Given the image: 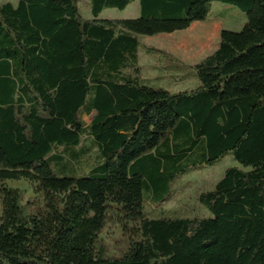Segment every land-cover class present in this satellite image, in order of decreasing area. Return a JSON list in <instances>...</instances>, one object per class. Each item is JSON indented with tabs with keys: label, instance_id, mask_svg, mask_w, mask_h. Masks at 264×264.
<instances>
[{
	"label": "trees",
	"instance_id": "1",
	"mask_svg": "<svg viewBox=\"0 0 264 264\" xmlns=\"http://www.w3.org/2000/svg\"><path fill=\"white\" fill-rule=\"evenodd\" d=\"M134 1L90 0L91 18L80 0L0 4V264H264V0H139L137 17H100ZM215 2L247 21L192 65L199 84L144 83L142 37L187 30ZM229 155L243 168L199 194L210 216L146 214ZM11 179L44 205L25 213ZM111 206L138 222L117 257L97 245Z\"/></svg>",
	"mask_w": 264,
	"mask_h": 264
},
{
	"label": "rangeland",
	"instance_id": "2",
	"mask_svg": "<svg viewBox=\"0 0 264 264\" xmlns=\"http://www.w3.org/2000/svg\"><path fill=\"white\" fill-rule=\"evenodd\" d=\"M6 2L17 4L18 0H0V4ZM79 7L85 18L92 17L90 0H80ZM139 14L140 4L139 0H136L124 10L107 8L100 17L117 20L137 17ZM217 16L225 29L235 31L241 30L247 21L245 14L238 7L222 2L214 3L207 21H213ZM142 41L145 48L141 51L140 64L144 83L164 87L171 91L196 87L199 80L193 74L192 65L211 54L219 46L217 36L204 38L201 27L196 24L187 30L143 36ZM178 64L180 65L179 69L176 67ZM175 72H179V75L174 74ZM92 117L93 115L86 116V121L89 123ZM232 166L243 168L232 155H229L213 166L190 171L175 181V195L161 208L154 209L152 204H146V214L150 216L156 214L157 216L163 210L166 213L176 212L181 216H210L209 210L200 204L199 194L214 188L215 184L224 176L226 169ZM7 184L22 190L25 213L44 205L43 195L35 190L34 184L29 180L11 179L7 181ZM1 214L0 201V216ZM137 225V221L129 219L123 211L111 206L106 212L105 225L99 235L97 245L105 247L107 257L121 256L128 246L129 229Z\"/></svg>",
	"mask_w": 264,
	"mask_h": 264
},
{
	"label": "crops",
	"instance_id": "3",
	"mask_svg": "<svg viewBox=\"0 0 264 264\" xmlns=\"http://www.w3.org/2000/svg\"><path fill=\"white\" fill-rule=\"evenodd\" d=\"M222 17V14H220ZM201 27L202 32L204 34V38L208 39L211 36H217L218 37V44H220V34L222 29L224 28L222 25V22L220 19H218V16L212 21V20H204L194 23ZM192 27V26H191ZM190 27V28H191ZM178 69L180 65L178 64L176 66ZM174 74L179 75V72H175ZM172 74V75H174Z\"/></svg>",
	"mask_w": 264,
	"mask_h": 264
}]
</instances>
